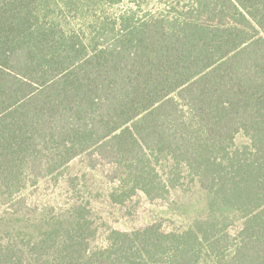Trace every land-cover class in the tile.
I'll return each instance as SVG.
<instances>
[{
  "label": "trees",
  "instance_id": "16d2710c",
  "mask_svg": "<svg viewBox=\"0 0 264 264\" xmlns=\"http://www.w3.org/2000/svg\"><path fill=\"white\" fill-rule=\"evenodd\" d=\"M149 2L0 0V264H264V0ZM85 153L117 202L185 169L204 212L95 249L80 206L20 226L23 190Z\"/></svg>",
  "mask_w": 264,
  "mask_h": 264
},
{
  "label": "rangeland",
  "instance_id": "374dc122",
  "mask_svg": "<svg viewBox=\"0 0 264 264\" xmlns=\"http://www.w3.org/2000/svg\"><path fill=\"white\" fill-rule=\"evenodd\" d=\"M133 2V0H125ZM146 8L179 6L187 0H147ZM145 8V9H146ZM144 9V8H143ZM242 140V139H241ZM161 175L166 178L164 172ZM176 187L162 198L149 199L138 190L122 202L113 199L121 192L115 166L99 160L95 154L85 153L73 159L55 179L47 176L21 194L28 209L19 216L20 226L39 217L65 216L67 209L80 206L85 211L93 233L89 239L91 249L105 247L113 230L132 232L154 223L165 232L186 230L196 216L204 212L206 193L184 169ZM5 206L0 205V225L6 217ZM18 217V216H17Z\"/></svg>",
  "mask_w": 264,
  "mask_h": 264
}]
</instances>
